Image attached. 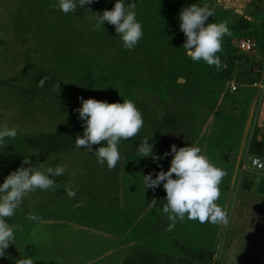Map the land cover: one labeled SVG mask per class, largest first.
<instances>
[{"label":"rangeland","instance_id":"obj_1","mask_svg":"<svg viewBox=\"0 0 264 264\" xmlns=\"http://www.w3.org/2000/svg\"><path fill=\"white\" fill-rule=\"evenodd\" d=\"M133 2L144 35L127 50L113 25L94 30L95 14L115 0H93L67 15L57 0H0V123L18 129L0 150V183L28 166L24 155L66 167L53 189L31 193L9 218L16 239L0 264L21 256L35 264H264V170L250 165L251 158L264 161V0ZM194 3L216 9L209 22L229 21L219 67L185 53L178 14ZM248 40L257 44L252 52L239 48ZM80 97L131 99L143 115L139 134L119 145L113 169L94 157L100 145L89 154L76 147ZM144 139L161 159L140 157ZM172 144L200 146L226 170L218 203L229 212L227 225L170 221L163 184L145 189L143 175L170 167L164 153Z\"/></svg>","mask_w":264,"mask_h":264},{"label":"clouds","instance_id":"obj_2","mask_svg":"<svg viewBox=\"0 0 264 264\" xmlns=\"http://www.w3.org/2000/svg\"><path fill=\"white\" fill-rule=\"evenodd\" d=\"M93 0H57L56 7L64 14H74L77 9H83ZM135 2L115 0L114 6L104 9L102 14H95V31L105 30V22L115 28V32L127 50H133L142 40L143 25L137 19ZM216 9L207 4L194 3L183 7L179 12V28L185 35L183 47L187 57L192 62L203 61L208 65L219 67L225 36L231 35L229 21H216L209 18L215 16ZM46 78H41L37 87H43ZM81 106L76 109L79 118L84 121L82 135H77L75 144L77 149L93 151V145H100L94 150V157L101 165L109 169L116 167L121 160L119 145L127 138L136 137L144 126V119L136 102L123 98V102H108L95 98L80 97ZM18 136V129L0 123V150ZM150 139L140 141L138 152L140 157H152L155 161L161 159L153 152ZM102 142V143H101ZM37 153H30L34 155ZM170 167L167 171L161 169L153 175H143L145 189L156 188L163 184L166 192V202L163 212L170 221L187 218L201 224L211 223L227 225L229 212L218 203L221 196L220 185L227 172L213 163L204 150L197 145L177 147L170 146ZM23 165L11 171L0 183V257L7 255L6 249L14 245L15 229L9 223L21 208L24 200L37 190H51L56 186L55 179L64 175L66 167L62 164L44 166L43 163L34 164L29 155H24ZM69 198L76 196V189H64ZM153 206L157 201L150 202ZM15 264H35L30 256H21Z\"/></svg>","mask_w":264,"mask_h":264},{"label":"built area","instance_id":"obj_3","mask_svg":"<svg viewBox=\"0 0 264 264\" xmlns=\"http://www.w3.org/2000/svg\"><path fill=\"white\" fill-rule=\"evenodd\" d=\"M257 44L254 41L248 40L243 41L239 44V48L244 52H252L256 49ZM263 88V86H261ZM232 89L237 91V86L233 84ZM251 166L257 169L258 171L264 170V161L261 158H252L251 159Z\"/></svg>","mask_w":264,"mask_h":264},{"label":"crops","instance_id":"obj_4","mask_svg":"<svg viewBox=\"0 0 264 264\" xmlns=\"http://www.w3.org/2000/svg\"><path fill=\"white\" fill-rule=\"evenodd\" d=\"M233 119H235V118L233 117ZM236 122H237V121H236ZM244 123L246 124V122H244ZM245 124L242 126V128L240 129V131H239V133H238L241 139L243 138L242 136H244V134L246 133L247 128H248V124H246V125H245ZM245 130H246V131H245ZM224 132H225V130H224V127H223V128H222V132H219V133H221L220 135H222V134H224ZM216 152H217L218 154H219V153H220V154L223 153V151L220 152V150H217ZM216 152H214V153H215V154H214L215 156L218 155V154H216ZM239 154H240V153H239ZM223 155H224V154H223ZM216 158H217V157H216ZM218 158H219V157H218ZM251 159H252V158H251ZM250 165H251V160H250Z\"/></svg>","mask_w":264,"mask_h":264},{"label":"water","instance_id":"obj_5","mask_svg":"<svg viewBox=\"0 0 264 264\" xmlns=\"http://www.w3.org/2000/svg\"><path fill=\"white\" fill-rule=\"evenodd\" d=\"M262 69V63L260 62L259 65H258V71L260 72Z\"/></svg>","mask_w":264,"mask_h":264}]
</instances>
